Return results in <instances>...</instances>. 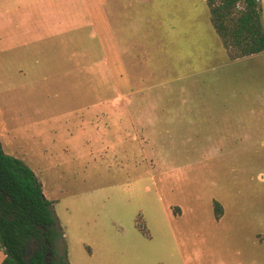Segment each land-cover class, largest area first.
Returning a JSON list of instances; mask_svg holds the SVG:
<instances>
[{
  "label": "rangeland",
  "instance_id": "obj_1",
  "mask_svg": "<svg viewBox=\"0 0 264 264\" xmlns=\"http://www.w3.org/2000/svg\"><path fill=\"white\" fill-rule=\"evenodd\" d=\"M0 142L54 259L264 264V51L230 59L206 0H0Z\"/></svg>",
  "mask_w": 264,
  "mask_h": 264
},
{
  "label": "trees",
  "instance_id": "obj_2",
  "mask_svg": "<svg viewBox=\"0 0 264 264\" xmlns=\"http://www.w3.org/2000/svg\"><path fill=\"white\" fill-rule=\"evenodd\" d=\"M209 19L230 59L264 51L263 15L258 0H206ZM221 205L214 201L218 218ZM142 230V228L140 227ZM143 231V230H142ZM61 235L52 201L47 199L33 170L3 151L0 142V264H68L57 256ZM33 236L29 262L26 242Z\"/></svg>",
  "mask_w": 264,
  "mask_h": 264
},
{
  "label": "water",
  "instance_id": "obj_3",
  "mask_svg": "<svg viewBox=\"0 0 264 264\" xmlns=\"http://www.w3.org/2000/svg\"><path fill=\"white\" fill-rule=\"evenodd\" d=\"M33 243H34V237L31 236L26 242V248H25V253H24V258L26 262H29V256L33 248Z\"/></svg>",
  "mask_w": 264,
  "mask_h": 264
}]
</instances>
